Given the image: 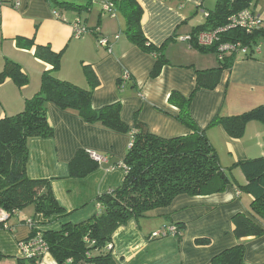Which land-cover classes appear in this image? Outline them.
Wrapping results in <instances>:
<instances>
[{
  "label": "crops",
  "instance_id": "crops-1",
  "mask_svg": "<svg viewBox=\"0 0 264 264\" xmlns=\"http://www.w3.org/2000/svg\"><path fill=\"white\" fill-rule=\"evenodd\" d=\"M84 3L88 0H74ZM89 11L61 13L52 9L49 0H2L0 6V71L4 62L18 64L28 83L18 87L11 79L0 85V119L23 110L26 99L38 90L43 71L50 67L34 57L35 46H49L62 53L60 69L54 76L87 88L82 66L90 65L99 80L92 95V107L99 109L120 101L121 120L132 126L133 117L160 138L186 136L189 131L175 117L177 109L167 103L171 92L187 97L196 85V71L219 66L214 53H202L187 40L194 28L201 26L205 15L217 0H138L143 10L141 28L144 37L155 47L164 45L168 60L160 75L149 77L154 58L141 52L123 34L124 19L116 11L110 16L101 3L89 0ZM254 2L253 6H255ZM79 21L87 32L73 37V24ZM96 37L108 40L110 52L97 44ZM98 35V36H97ZM115 36H118L116 39ZM18 40H29L26 49ZM126 73L129 81L118 90L116 81ZM264 105V36L259 51L250 59L236 57L229 69L222 71L216 88L195 93L190 114L196 126L205 131L219 164L225 171L236 162L264 158V126L249 123L240 139H232L221 127H208L220 115L233 117ZM52 139H34L28 143L27 175L33 180H49L53 194L64 209V221L78 223L95 212L93 201L102 193L119 187L124 179L122 161L131 142L130 135L119 134L99 125L86 124L74 112L47 106ZM78 150L102 157L99 169L88 177H68V164ZM232 185L221 193L206 196L176 197L170 206L155 210L147 218L131 221L112 236L111 250L119 264H210L211 260L238 244L233 235L232 218L248 215L252 197L240 191L246 180L238 168L231 169ZM33 209V208H32ZM34 216L32 210L16 212L0 224V264H17V242L29 236L24 220ZM183 226L181 235L161 240L149 236L171 225ZM264 227V226H263ZM196 240L208 244L198 245ZM246 264H264V234L242 240ZM55 264L47 254L40 264Z\"/></svg>",
  "mask_w": 264,
  "mask_h": 264
},
{
  "label": "trees",
  "instance_id": "trees-1",
  "mask_svg": "<svg viewBox=\"0 0 264 264\" xmlns=\"http://www.w3.org/2000/svg\"><path fill=\"white\" fill-rule=\"evenodd\" d=\"M49 1L52 9L59 13L69 11L79 14L89 11L92 5L89 0L84 3L74 0ZM255 1L217 0L215 8L205 16L204 23L192 31L190 46L202 53H214L217 58L216 45H197L198 34L223 28L230 17L251 9ZM104 3L111 5L107 14L114 16L116 11L124 19L123 34L128 41L154 58L149 77L157 78L168 60L163 54L164 45L157 48L144 37L141 28L143 10L138 0H109ZM95 30H91V33L96 37ZM263 36L264 28L251 35L236 28L221 34L219 43L232 42L246 46L248 52L240 57L250 59L254 55V47L259 45ZM18 43L26 49L34 46L29 40H18ZM34 57L50 69L42 72L38 90L25 100L23 110L15 116L0 119V211L10 216L32 207L34 213L31 219L24 220L29 236L18 241L17 245L38 232L55 264H119L110 248L112 236L119 228L131 221L147 218L155 210L170 206L180 195L195 197L223 192L233 184L231 169L235 167L246 180V185L238 189L250 195L252 202L248 215L236 214L231 220L233 235L238 244L214 257L210 264H246L242 240L259 238L264 234V158L236 162L227 171L223 170L205 131L196 126L190 114L195 93L214 90L222 71L229 69L237 56H224L218 60L219 66L215 69L196 71V85L191 95L185 97L178 92L169 94L167 103L178 111L175 120L189 131L186 136L171 139L151 134L138 120L137 114L133 117L132 126L126 125L121 120L120 101L94 109L92 95L99 80L90 65L82 66L88 87L81 88L54 76L60 69L62 53L52 52L49 46H35ZM6 79H11L18 87L28 83L20 66L10 60L4 62L0 71V85ZM128 81L129 77L126 81L120 77L116 81L117 89L122 90ZM48 104L63 111L74 112L86 124L99 125L131 137L121 166L124 171L122 184L97 196L93 201V215L78 223L64 221L66 214L57 202L49 180H33L27 175L29 141L52 139L54 135L48 123ZM251 122L264 126V105L238 116L217 115L208 127H221L228 137L240 139ZM99 167L100 163L90 153L78 150L68 164V177L81 180L96 172ZM27 220H30L31 227ZM174 226L181 235L183 226ZM152 234L149 236L152 240L169 238L153 237ZM195 243L205 245L208 241L196 240ZM3 257L0 253V259ZM41 259L19 255L17 264H40Z\"/></svg>",
  "mask_w": 264,
  "mask_h": 264
},
{
  "label": "built area",
  "instance_id": "built-area-1",
  "mask_svg": "<svg viewBox=\"0 0 264 264\" xmlns=\"http://www.w3.org/2000/svg\"><path fill=\"white\" fill-rule=\"evenodd\" d=\"M1 1V0H0ZM259 1V0H258ZM264 3V0H261ZM13 8H17L19 6V0H12L11 2ZM2 3H0V6ZM102 10L107 12L111 5L102 2L101 3ZM258 3L256 2L255 6L251 9H245L239 12L237 15H234L229 18L228 23L223 28H220L211 32H202L198 34L196 43L200 47H211L216 45V54L217 59L222 60L224 56H243L248 52V48L246 46L241 45L240 43H219V36L224 32L230 29H240L244 31L246 34L251 35L254 32L259 31L264 28V7L261 12L257 9ZM207 16V14L205 15ZM86 33V30L82 26V24L77 21L73 24V37L78 39L82 37ZM117 39L118 36H115ZM190 41V37L187 38ZM97 44L103 48H106L108 52H110L109 43L107 38L99 37L97 39ZM259 51V45L255 46L253 49V53ZM121 79L126 81L128 79V75L126 73L122 74ZM91 157L97 161L101 162L104 159L102 157L91 154ZM8 215L2 211H0V223H2ZM27 224L31 227L30 220H27ZM175 229L167 228L165 231H160L158 233H153V237L161 236V237H174ZM18 252L19 255L26 258H44L47 254V247L43 242L42 236L40 233L36 232L30 239L28 238L24 242L18 243Z\"/></svg>",
  "mask_w": 264,
  "mask_h": 264
},
{
  "label": "rangeland",
  "instance_id": "rangeland-1",
  "mask_svg": "<svg viewBox=\"0 0 264 264\" xmlns=\"http://www.w3.org/2000/svg\"><path fill=\"white\" fill-rule=\"evenodd\" d=\"M254 1H255V0H254ZM263 7H264V3H263V1L259 0V1H258V6H257L258 11L261 12V10L263 9ZM29 210H32V211H33L32 207H27L26 209H24V210H22V211H20V212H26V214H29ZM167 228H170V229L174 228V229H175L174 237L180 235V234H178V232L176 231V228H175L174 225H173V226H170V225H169L168 227H165V228L159 230L158 232H160V231H165ZM158 232H154V233H158ZM172 237H173V236H172ZM110 248H111V247H110ZM42 259H43V258H42ZM42 259H41V262H42ZM43 264H46V262L43 261Z\"/></svg>",
  "mask_w": 264,
  "mask_h": 264
}]
</instances>
